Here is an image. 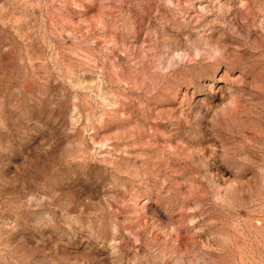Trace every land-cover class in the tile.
Wrapping results in <instances>:
<instances>
[{
  "label": "rangeland",
  "instance_id": "obj_1",
  "mask_svg": "<svg viewBox=\"0 0 264 264\" xmlns=\"http://www.w3.org/2000/svg\"><path fill=\"white\" fill-rule=\"evenodd\" d=\"M0 264H264V0H0Z\"/></svg>",
  "mask_w": 264,
  "mask_h": 264
}]
</instances>
